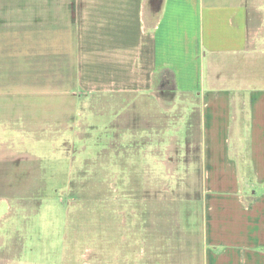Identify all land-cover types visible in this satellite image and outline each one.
Segmentation results:
<instances>
[{
	"label": "crops",
	"instance_id": "obj_1",
	"mask_svg": "<svg viewBox=\"0 0 264 264\" xmlns=\"http://www.w3.org/2000/svg\"><path fill=\"white\" fill-rule=\"evenodd\" d=\"M158 94L177 98L179 159L205 182L199 217L147 219L146 264H264V0H0L4 159L55 98H130L148 130Z\"/></svg>",
	"mask_w": 264,
	"mask_h": 264
},
{
	"label": "rangeland",
	"instance_id": "obj_2",
	"mask_svg": "<svg viewBox=\"0 0 264 264\" xmlns=\"http://www.w3.org/2000/svg\"><path fill=\"white\" fill-rule=\"evenodd\" d=\"M156 85L169 91L170 75ZM54 102L0 156V264H146L148 218L173 230L201 215L205 181L179 159L177 98L154 97L149 131L130 98Z\"/></svg>",
	"mask_w": 264,
	"mask_h": 264
}]
</instances>
